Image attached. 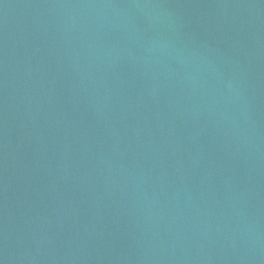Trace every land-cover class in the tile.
Masks as SVG:
<instances>
[{
  "label": "water",
  "instance_id": "95a60500",
  "mask_svg": "<svg viewBox=\"0 0 264 264\" xmlns=\"http://www.w3.org/2000/svg\"><path fill=\"white\" fill-rule=\"evenodd\" d=\"M0 264H264V0H0Z\"/></svg>",
  "mask_w": 264,
  "mask_h": 264
}]
</instances>
